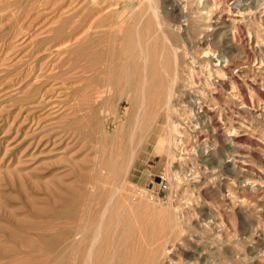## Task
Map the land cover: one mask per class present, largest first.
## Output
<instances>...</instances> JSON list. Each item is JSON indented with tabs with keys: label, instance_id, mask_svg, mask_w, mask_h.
Masks as SVG:
<instances>
[{
	"label": "rangeland",
	"instance_id": "obj_1",
	"mask_svg": "<svg viewBox=\"0 0 264 264\" xmlns=\"http://www.w3.org/2000/svg\"><path fill=\"white\" fill-rule=\"evenodd\" d=\"M172 1L0 0V264H264V0Z\"/></svg>",
	"mask_w": 264,
	"mask_h": 264
},
{
	"label": "bare ground",
	"instance_id": "obj_2",
	"mask_svg": "<svg viewBox=\"0 0 264 264\" xmlns=\"http://www.w3.org/2000/svg\"><path fill=\"white\" fill-rule=\"evenodd\" d=\"M180 1H182V0H173L172 1V3H174L175 4V2L177 3V4H175V6H177L178 4H179V2ZM210 1V0H209ZM214 1V0H213ZM212 1V3H214ZM228 1V0H227ZM227 1H226V3H227ZM237 1V0H236ZM248 1H251V0H248ZM248 1L247 2H245V4L246 3H248ZM229 2V1H228ZM234 2V1H233ZM217 3V2H216ZM215 3V4H216ZM231 3V2H230ZM234 3H237V2H234ZM262 3H263V0H262ZM173 4V5H174ZM206 4V3H205ZM238 4H239V2H238ZM252 4H254L253 6H255V8L254 9H256V6H257V8H261L260 7V2H259V0H253V2H252ZM213 5V4H212ZM217 5V4H216ZM219 5V4H218ZM234 5V4H233ZM242 5V4H241ZM247 6L248 5H251V4H246ZM261 6H263L262 4H261ZM208 7H209V5H208ZM230 7V6H229ZM239 7H240V5H239ZM210 8H213V7H210ZM218 8V7H217ZM247 8V7H246ZM264 8V6L262 7V9ZM214 9V8H213ZM223 9V8H222ZM230 9V8H229ZM235 9V8H234ZM251 9H253V8H251ZM250 9V10H251ZM253 9V10H254ZM225 9H223V11H224ZM240 10V9H239ZM243 10V9H242ZM223 11H218V12H216L217 14H215L213 11H211V9L210 10H208V13H207V16L205 17V19H206V25L207 26H205V31H211L212 29H211V27H216V29H222V28H225V21H224V13H223ZM231 11V10H230ZM241 11V10H240ZM246 11V10H245ZM259 11V10H258ZM263 11V10H262ZM235 12V11H234ZM233 12V13H234ZM247 12V11H246ZM250 12V11H249ZM257 12V11H256ZM255 12V13H256ZM261 12V11H260ZM260 12H259V15H258V17L259 16H262V14L260 15ZM236 13H238V14H236V15H239V12H236ZM248 13V12H247ZM246 13V14H247ZM251 13V12H250ZM250 13H248V15L250 14ZM262 13H264V11L262 12ZM201 14V13H200ZM226 14V13H225ZM252 14V13H251ZM230 15V14H229ZM243 15V14H242ZM254 15V14H253ZM240 16H241V14H240ZM243 16H245V14L243 15ZM250 16V15H249ZM238 17V16H237ZM245 17H248L247 15L245 16ZM255 17H257L256 15H255ZM263 17V16H262ZM261 17V18H262ZM233 18V17H232ZM244 18V17H243ZM260 18V17H259ZM204 19V18H203ZM243 20V19H242ZM246 20V19H245ZM231 22H233V24H234V26H236L237 24H239V23H241V20H238V19H232L231 20ZM246 22V21H245ZM240 25V24H239ZM243 25H244V23H243ZM233 28V27H232ZM243 28V27H242ZM244 28H246V27H244ZM244 28L242 29V30H244ZM235 29H237L238 30V28H236L235 27ZM248 29H249V27H248ZM240 30V29H239ZM238 30V31H239ZM250 30V29H249ZM248 30V31H249ZM264 30V29H263ZM233 31H234V29H233ZM241 32H243V31H241ZM251 32V31H250ZM261 32V31H260ZM263 32V31H262ZM235 34H236V32H235ZM263 34V33H262ZM104 35V34H103ZM233 35V34H232ZM252 35H254V34H252ZM246 36V35H245ZM250 37V36H249ZM253 37V36H252ZM237 38V37H236ZM246 38V37H245ZM255 42H256V45H257V47H259V49H261V48H264V35H261V34H257L256 36H255ZM11 48V47H10ZM253 49V48H252ZM258 51V50H257ZM264 51V50H263ZM262 52V50L260 51V53ZM246 53V52H245ZM259 53V54H260ZM263 53V52H262ZM263 55V54H262ZM224 56H225V54H224ZM246 56V55H245ZM211 57H214V59L215 58H217V57H219V55H215V54H213ZM221 57V56H220ZM219 57V58H220ZM227 57V56H226ZM229 57V56H228ZM230 58V57H229ZM245 58H247V57H245ZM223 59V58H222ZM232 59V58H231ZM231 59H229V60H231ZM248 59H249V57H248ZM260 59V58H259ZM229 60H225L226 62H229ZM233 60H234V58H233ZM261 60V59H260ZM217 61H219L218 59H217ZM221 62V61H220ZM220 62H218V64L220 63ZM254 62V61H253ZM222 63H223V61H222ZM57 64V63H56ZM218 64H216V66L218 65ZM229 64V63H228ZM58 65V64H57ZM224 65H226V63L225 64H222V66H224ZM263 65H264V62H263ZM220 66V65H219ZM219 66H217V67H219ZM227 66V65H226ZM229 66V65H228ZM259 66H260V64H259ZM37 67V66H36ZM54 67V66H53ZM29 68V67H28ZM228 68V67H227ZM258 68V67H257ZM264 68V67H263ZM220 69V68H219ZM223 69H225V66H224V68ZM260 69V68H259ZM258 69V70H259ZM36 70V69H35ZM34 70V71H35ZM60 70V69H59ZM58 70V71H59ZM261 70V69H260ZM259 70V71H260ZM220 71V70H219ZM257 71V70H256ZM55 72V71H54ZM57 72V71H56ZM55 72V73H56ZM216 72V71H215ZM218 72V71H217ZM224 73L226 72V69H225V71H223ZM222 71H221V74H219V75H223L222 73H223ZM262 72H264V71H262ZM45 73V72H44ZM43 73V74H44ZM59 73H60V71H59ZM42 74V73H41ZM46 74V73H45ZM263 74V73H262ZM55 75V74H54ZM59 76V75H58ZM48 78V77H47ZM51 77L49 76V79H50ZM56 78H57V75H56ZM60 77H58V79H59ZM190 78H192L191 76H190ZM57 79V80H58ZM41 81V80H40ZM44 96V95H43ZM172 99V93L170 92L169 94H168V100H167V104H166V110L168 111V112H170V107H171V100ZM127 100V99H126ZM128 102L130 103V105H131V107H130V109L128 110V112L130 113L131 111H132V109L134 108V106H135V103H134V101L131 99H129L128 100ZM127 102V103H128ZM129 105V106H130ZM121 118H122V116H121ZM171 134L172 133H170V136H169V138H168V142H170V140L172 139V137H171ZM165 142H167V140L166 139H164V140H162L161 141V145H163ZM129 154H130V151L128 150V151H124V153H123V157H122V160H121V162L119 163V166H118V170L119 171H121V170H123V168H124V163H125V161L127 160V157H129ZM130 157L132 158V156L130 155ZM130 162V161H129ZM128 162V163H129ZM127 163V162H126Z\"/></svg>",
	"mask_w": 264,
	"mask_h": 264
},
{
	"label": "built area",
	"instance_id": "obj_3",
	"mask_svg": "<svg viewBox=\"0 0 264 264\" xmlns=\"http://www.w3.org/2000/svg\"><path fill=\"white\" fill-rule=\"evenodd\" d=\"M166 187H167V186H166L165 184H162V185H161V189H163V190L166 189ZM144 195H145V194H144Z\"/></svg>",
	"mask_w": 264,
	"mask_h": 264
}]
</instances>
